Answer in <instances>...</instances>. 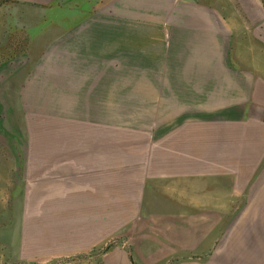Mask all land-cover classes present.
Masks as SVG:
<instances>
[{
	"label": "crops",
	"instance_id": "obj_1",
	"mask_svg": "<svg viewBox=\"0 0 264 264\" xmlns=\"http://www.w3.org/2000/svg\"><path fill=\"white\" fill-rule=\"evenodd\" d=\"M49 106L174 119L140 163L141 181L157 174L126 215L141 214L119 238L130 250L72 264H264V0H0V119ZM73 113L47 119L36 155L82 175L68 200L88 204L75 219L90 233L103 205L117 219L116 171L84 159L111 147ZM85 242L38 259L89 254Z\"/></svg>",
	"mask_w": 264,
	"mask_h": 264
},
{
	"label": "rangeland",
	"instance_id": "obj_2",
	"mask_svg": "<svg viewBox=\"0 0 264 264\" xmlns=\"http://www.w3.org/2000/svg\"><path fill=\"white\" fill-rule=\"evenodd\" d=\"M74 111L77 113L76 119L96 123L102 135L101 142L107 148L111 147L109 155H86L84 159H95L97 164L108 165L111 172L113 169L116 171V180L108 187L111 201L116 197L117 219H100L103 216V205L99 211L100 216L84 220L90 233L76 227L75 219L86 212L88 204L68 200L75 199V180L82 175L50 172L46 169V164L50 163L47 157L36 155V148L44 146L47 119L68 116ZM132 111L131 114L124 107H27L15 110L16 117L11 115L0 119V264H72L92 258L102 259L117 245L130 250V243L126 245L127 241L119 238L125 237L131 223L141 214H131L130 219L126 215L141 205L140 192L144 191L145 185H150L156 179L157 174L151 168L146 171L145 167L144 172L148 178L141 181L140 163L143 159H148L150 164L153 162L154 156L151 153L158 139L163 138L164 132L172 127L174 121L147 119L142 117L141 109ZM100 112L99 118L97 113ZM183 120L186 119H177L176 123ZM105 132L110 134L109 138L104 137ZM89 143L91 141H85L86 151ZM77 157L71 156L68 159L63 156L59 159L76 165ZM51 174L57 175V178L51 179ZM136 175L137 179L133 180ZM196 176L204 179L205 174L198 172ZM233 176L229 175V178ZM155 188L151 186L149 190ZM61 194L65 199L57 197ZM126 199L129 201L126 202ZM84 241L85 248L93 246L89 254L57 256L52 261L38 259L52 253L61 255L75 252L81 249Z\"/></svg>",
	"mask_w": 264,
	"mask_h": 264
}]
</instances>
